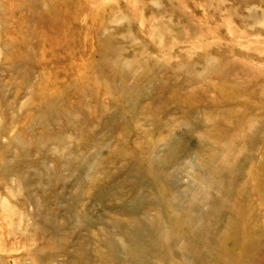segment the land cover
<instances>
[{
  "label": "rangeland",
  "instance_id": "1",
  "mask_svg": "<svg viewBox=\"0 0 264 264\" xmlns=\"http://www.w3.org/2000/svg\"><path fill=\"white\" fill-rule=\"evenodd\" d=\"M49 98L70 112L56 111L55 126L38 128L36 121L47 118L40 105ZM96 120L99 148H90L89 125ZM30 123L36 132L63 135L65 161L49 155L47 170L41 168V155L51 152L41 143L27 147L20 160L22 147L12 139L31 140ZM160 125L166 129L156 132L158 144L171 132L179 135L168 146L161 142L160 159L153 162L168 166L178 199L185 194L201 202L207 196L206 161L226 157L236 168L247 218L237 223L242 228L229 260L216 264H264V195L258 194L264 0H0V264L109 262L98 246L104 230L118 233L109 226L125 218L121 201L140 193L145 216L155 214L146 202L151 175L141 180L136 171L127 173L124 151L120 159L112 154L117 161L109 153L127 144L146 150ZM222 137L236 139L230 145ZM169 147L182 151L172 164ZM104 158L107 167L99 169ZM26 163L22 172L53 169L58 175L20 180L16 168ZM97 179L103 181L95 187ZM111 187L119 189V201L101 195V188ZM97 194L103 197L94 201ZM85 208L93 214L91 224L78 217ZM55 221L62 226L58 237L52 235ZM116 241L125 246L122 238ZM187 241L192 248L199 244ZM118 258L126 260L125 254ZM187 258L181 264H194Z\"/></svg>",
  "mask_w": 264,
  "mask_h": 264
},
{
  "label": "bare ground",
  "instance_id": "2",
  "mask_svg": "<svg viewBox=\"0 0 264 264\" xmlns=\"http://www.w3.org/2000/svg\"><path fill=\"white\" fill-rule=\"evenodd\" d=\"M131 71L132 70L129 69L126 73L131 74ZM142 83V80L139 81V84ZM120 90L124 92L127 102V88L121 86ZM154 98L155 97H152L150 100L156 101ZM157 101L161 102L163 105L165 103L161 98L157 99ZM32 104L33 101L28 105L31 106ZM28 105L26 104V106ZM40 108L45 110L47 118L45 120L38 119L36 121L35 124H39L40 126L38 128H46L49 123L55 126V124L58 123L55 116L56 111L63 114H68L70 112L68 107L64 106L62 103L57 106L54 98H49L43 102ZM129 112L132 115L131 112L133 111ZM150 113V117H153L152 111H150ZM30 119L31 118H29V120ZM98 121L100 120H96L89 125V134L92 133L93 135L91 134L92 136L86 143L90 148H99L97 134L95 132V126ZM232 123H237V120L233 119ZM35 124L30 123L27 125V129L29 128V133L32 135L31 140H26L21 136H16L12 139L13 145L15 144L16 146L22 147L19 156L20 160L22 156L26 157L28 154L26 150L27 147L36 144L40 145L41 143L44 147L47 146V148H50L51 151L49 154L43 152L44 156L41 155L39 159L40 164H42L41 168L44 165L46 169V161L49 155L65 161L63 154L65 146H68V141L63 135H59L58 133L50 134L44 131L36 132L33 126ZM162 129L165 130L166 126L160 125L155 128V131L152 133V139L148 142L146 150L138 145L134 147L127 144L125 146L119 145L117 147L118 150H116L117 152L112 151L109 153V157L112 156L111 158L117 161L114 156L120 159L121 157H118L119 151H124L123 156H125L122 160L126 163L127 173L136 171L141 180H143V178H149L151 175L149 187L150 199L146 202L149 206L153 207L155 214L152 217L145 216L141 209L142 203L140 193L138 195L134 193L127 202H125V200L121 201L119 204V212L123 214L125 218L115 219L110 223L112 226H109L116 229L118 233L113 235L104 230L103 244L102 246H98L100 252L109 260V262L104 264H181L188 259L187 256H191L194 264H216L217 260L223 263L224 260H229V254L233 252L234 247H237L239 230L242 228L239 227L237 223L240 222V220L245 221L248 213V202L244 200L243 189L240 188L238 191L236 188L239 185V178L235 177L236 168L226 157L223 159L215 157L213 160L206 161L205 167L202 168V173H204L203 176L208 177L206 178L211 186L209 187L210 190L207 196H204L201 202L194 198L191 200V198H187L185 194H182L183 197L178 199L179 193H176L177 191L174 185L169 181V177L167 176L168 166L166 169L165 167L157 168L158 166L153 163L155 159H160V152L159 154H157V152L160 150V146L162 145L161 142L163 143L164 139L166 140L165 145L168 146L173 138H179V135L175 137L173 132H171L169 136L161 139L158 144L156 132ZM222 138L225 139L224 142L233 145L234 141L232 138L234 137L230 139L227 137ZM235 139L236 137L234 140ZM52 146H54V149H51ZM187 150L188 149H186V151ZM168 151L172 154L173 152L176 153L174 155H169L168 153V164L176 162L182 153L181 150L173 151L172 147H169ZM143 154L145 155L143 156ZM94 156H96V153L92 155V158ZM105 159L106 158L100 163L99 169H105L107 167V161H105ZM16 163H20V161L17 160ZM63 165L64 163L61 164V167H63ZM29 166V163H26L24 165L20 164L18 168H16L19 170L20 180H30V177L31 180H36L43 176L54 175L56 177L58 175L57 170L53 169H49V171L46 172L42 169H36L32 175L28 173V171L22 172L28 169ZM258 175L261 180V189L259 188L260 192L258 194L263 197V164H261V168L258 169ZM102 181V179H97L95 181V187L100 186ZM43 184V182L38 183L39 186ZM101 189V195L104 194L103 196H108V199L112 198V200L116 201V199L119 198L120 191L118 188L111 187L109 189ZM103 196L97 194L92 196V198L94 201H99ZM111 208L116 209L117 206L112 205ZM70 217V222H75L76 214L72 213ZM78 217L83 224H91L92 220H94L93 214L88 211L87 208L79 212ZM44 220L48 221V219ZM57 224L59 223L56 221L55 224H52L54 227L52 235L54 237L60 236V229L62 228L61 225ZM98 224L107 223L99 222ZM190 237L199 240V244L195 246V248H192L187 241ZM117 238L125 240V246H121L116 241ZM227 242L231 243V247L226 246ZM188 250H190V252ZM172 252L177 253L180 261H177L176 258L173 257ZM203 253H208L209 256H204ZM122 254L126 256L124 262L118 258Z\"/></svg>",
  "mask_w": 264,
  "mask_h": 264
}]
</instances>
